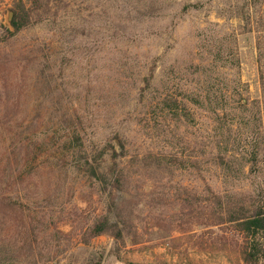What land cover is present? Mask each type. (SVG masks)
<instances>
[{"label": "rangeland", "instance_id": "1", "mask_svg": "<svg viewBox=\"0 0 264 264\" xmlns=\"http://www.w3.org/2000/svg\"><path fill=\"white\" fill-rule=\"evenodd\" d=\"M43 3L12 36L21 0H0V190L19 173L15 154L56 152L74 130L91 165L72 152L62 167L33 164L21 209L0 205V264H244L231 229L180 216L210 190L264 189V0ZM158 90L180 119L147 113ZM120 140L126 181L114 192ZM118 214L123 240L90 238ZM223 236L227 251L207 250Z\"/></svg>", "mask_w": 264, "mask_h": 264}, {"label": "trees", "instance_id": "2", "mask_svg": "<svg viewBox=\"0 0 264 264\" xmlns=\"http://www.w3.org/2000/svg\"><path fill=\"white\" fill-rule=\"evenodd\" d=\"M27 2L29 3V8L26 10ZM44 7L43 0H21L20 10H14L11 24L13 31L7 30V33L14 36L34 25L35 21L32 20L34 14ZM147 86H151L149 80ZM157 92L158 95H152L147 99L145 105L147 113H159L163 120H168L172 117L180 119L182 115H180L179 108L175 107L168 93L159 92V90ZM160 124L161 122H158L151 129L160 131ZM120 141V148L124 150L121 154L118 149L109 145L113 150V166L116 172L113 184L114 192H122L126 181L124 168L120 167L121 159L126 154V146L122 140ZM37 146L35 149L25 146L22 151L15 154V163L19 173L10 183L11 191L0 190V205L4 209H21L30 194V182L32 180L30 169L33 164H36L38 159L44 158L49 165L62 167L69 162L68 157L72 155L71 162L73 164L91 165L86 160L83 138L77 130H74L61 144L57 145L60 146V149L56 152L45 154L37 152V150L43 151V148L46 151L51 149L47 142ZM258 151L253 152V162L258 157ZM83 160L86 161L83 163ZM254 164L253 166H259L257 162ZM206 202V205L200 206H196L193 201L189 202L186 212H183L180 216V224L186 223L188 220L202 218L206 220V226L208 227L216 226L223 230L231 229L238 236L235 244L239 259L244 264H264V189L245 192L231 191L225 194H215L210 190V197ZM126 228L127 224L121 215L118 214L116 221H111L108 216H104L93 222L89 229V236L90 238H98L109 235L116 240H123V231ZM217 239L204 242L207 250L227 251L229 246L233 244V239L229 241L224 236ZM1 248L4 251H0V261H3L7 253L3 246Z\"/></svg>", "mask_w": 264, "mask_h": 264}, {"label": "water", "instance_id": "3", "mask_svg": "<svg viewBox=\"0 0 264 264\" xmlns=\"http://www.w3.org/2000/svg\"><path fill=\"white\" fill-rule=\"evenodd\" d=\"M13 17H14L13 11H9L7 16V24L9 25V27H11Z\"/></svg>", "mask_w": 264, "mask_h": 264}]
</instances>
